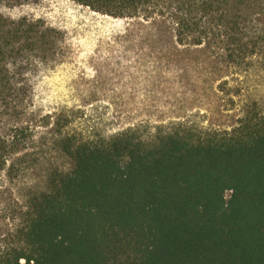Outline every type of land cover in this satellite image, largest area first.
<instances>
[{
	"label": "trees",
	"instance_id": "16d2710c",
	"mask_svg": "<svg viewBox=\"0 0 264 264\" xmlns=\"http://www.w3.org/2000/svg\"><path fill=\"white\" fill-rule=\"evenodd\" d=\"M73 1L127 19L123 35L159 57L197 50L239 70L264 61V0ZM62 37L44 19L0 11V264H264L256 102L224 133L178 123L101 141L66 135L72 168L17 196L42 119L28 74L61 57Z\"/></svg>",
	"mask_w": 264,
	"mask_h": 264
},
{
	"label": "rangeland",
	"instance_id": "374dc122",
	"mask_svg": "<svg viewBox=\"0 0 264 264\" xmlns=\"http://www.w3.org/2000/svg\"><path fill=\"white\" fill-rule=\"evenodd\" d=\"M0 11L13 19H44L63 35L61 57L28 74L31 107L42 119L34 121L37 160L15 190L21 198L28 184L45 188L53 172L72 168L58 143L66 135L101 141L129 128L146 135L178 123L196 133H224L252 102L264 114V61L239 70L197 50L159 57L143 49L137 36L123 35L127 19L73 0L31 1Z\"/></svg>",
	"mask_w": 264,
	"mask_h": 264
}]
</instances>
